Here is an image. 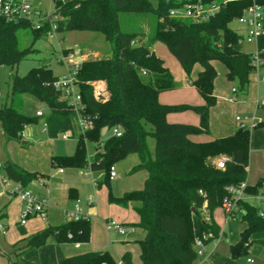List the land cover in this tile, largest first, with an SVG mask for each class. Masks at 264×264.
Wrapping results in <instances>:
<instances>
[{
  "label": "trees",
  "instance_id": "trees-1",
  "mask_svg": "<svg viewBox=\"0 0 264 264\" xmlns=\"http://www.w3.org/2000/svg\"><path fill=\"white\" fill-rule=\"evenodd\" d=\"M176 6L175 0H159L156 8L149 0H54V15L58 19L40 30H35L31 23H9L0 16L1 66L14 68L32 52L31 48H20L22 31L30 32L34 40L47 37L52 27H56L55 33L91 32L104 36L110 44L111 56L83 62L78 76L84 115L92 120V129L84 134L78 132L74 110L53 89L58 77L47 66L34 68L21 78L12 77L8 98L0 108V125L8 138L20 140L25 128L41 118L23 114L22 96L28 94L45 103L50 110L46 117L48 137L57 140L60 135L73 132V139L77 140L74 154L52 158L53 166L102 171L105 175L97 183L98 188L110 185L117 162L137 155L139 164L134 171H145L148 175L144 188L127 192L121 198L109 194V202L123 208L138 204L134 208L139 219L135 226L144 233V238L136 241L141 264H195L198 261L195 241L200 239L207 245L220 236L219 227L212 221L213 213L220 208L228 187L246 183L249 166L251 131L238 130L233 136L207 143L189 139L210 131V111L217 104L215 62L223 64L226 79L236 84L241 95L249 90L250 78L255 74L251 55L243 51L240 36L229 28L248 4L231 3L203 24L169 19L170 9ZM122 15L154 17L153 32L145 37L139 31H123ZM159 43L179 62L187 82L197 90L204 105L170 106L159 102L160 94L178 88L165 62L153 52L154 45ZM259 50L264 60V36L259 41ZM196 65L201 71L192 80ZM91 82L106 84L108 96L104 100L95 98ZM187 111L199 116L198 127L167 122L168 115ZM114 129L122 133L121 137L112 135L88 158L86 143H99L103 130ZM150 137L156 140L154 155L147 145ZM222 155L229 159L225 170L209 162L210 158ZM3 177L23 189L45 178L10 164L4 165ZM263 189L264 180H260L255 186H247L246 193L257 196ZM242 208L245 215L240 220L246 227L239 242L230 247L233 260L247 256L253 237L264 234L259 208L248 202H243ZM206 215L210 222L205 221ZM6 218L5 209L0 210V225L7 230L3 224ZM19 230L26 236L22 226ZM90 235L91 222L87 218L50 226L23 239L26 244L17 257L51 242L86 243ZM121 260L123 264H132V255L126 253ZM61 264L118 263L108 252H91L67 258Z\"/></svg>",
  "mask_w": 264,
  "mask_h": 264
},
{
  "label": "rangeland",
  "instance_id": "rangeland-1",
  "mask_svg": "<svg viewBox=\"0 0 264 264\" xmlns=\"http://www.w3.org/2000/svg\"><path fill=\"white\" fill-rule=\"evenodd\" d=\"M32 2L34 4V9L40 10L44 15H54V0H32ZM149 2L154 8L159 4V0H149ZM120 20L123 31H139L144 33L145 37L151 35L156 23L155 18L148 15H122ZM229 28L232 30H239L240 25L237 22H232L230 23ZM19 42L22 50L31 48L32 52L29 53L24 61L20 62L18 66L14 68L0 65V108L8 98L13 76H18L20 78L24 77L30 70L40 66H47L52 70L55 77L59 78L65 75L67 72L66 61L60 62L59 60L62 57V52L67 55L66 50H79L83 56V62L105 59L112 54L111 46L106 42L104 36L91 32L73 31L68 33H50L47 37L34 40L33 35L30 32L22 31L19 35ZM157 46L159 49L158 54L161 56L160 58L165 60V64L169 67L170 71L176 76L178 75V72L181 71L183 75L184 72L181 70L179 62L171 55L167 47L160 43L157 44ZM242 49L246 54H252L256 50L255 46L247 43L242 46ZM170 58L172 59L171 63ZM214 65L218 73L215 82L216 91L220 92L221 97L227 102V98H232L233 90L238 91L237 86L235 83L229 82L226 79V69L223 64L215 62ZM199 69V65L194 67L191 79H194ZM252 80L253 78L251 77V82H253ZM187 84L189 83L187 82ZM251 85L252 83L250 86ZM105 89L106 92L102 99H105L108 96L107 86ZM237 94V98L241 99L242 95L239 91ZM22 101L23 114L31 118H36L37 113L42 112L44 117H41L37 122L28 125L20 140H14L8 137L6 139L0 125V154L4 165L7 166L10 164L21 170L30 173H38L39 175L44 176V179L33 182L28 188H46L47 192L50 190V201L55 206L57 205L59 210H65L69 201L71 203L75 201L71 200L72 197H70V191L71 188H76L80 191L78 199L83 202H87L88 199L94 200L95 211H99V213L93 214L90 218L91 235L89 242L77 244L66 243L67 245L51 242L48 245L54 244L60 247L65 246V248L72 252L73 255L95 250L102 252L107 251L117 263H120L123 252L128 250L132 255L133 264H139L140 248L135 242L144 238L141 229L130 224L123 225L126 229L130 227L134 229V235L128 234L126 236H120L115 232L109 233L106 229V223L108 221H115L114 217L108 212V207L111 205L126 209L116 204H111L109 202V194L114 198H121L127 192L140 191L144 188L145 181L148 178L147 172L134 171V168L139 164L138 156L130 155L117 162L113 167V172L117 176V179L111 180L109 186L104 184L102 188L98 190L96 189V182H101L103 180L105 175L104 172H92L89 168L73 169L63 166H53L52 158H63L74 154L77 140L71 139L69 141H62L50 139L45 131L46 117L50 113L48 106L28 94L22 96ZM112 135L113 130H103L99 143L87 142L86 149L88 158L93 157L98 148H102ZM147 145L150 152L154 155L156 140L151 137L148 138ZM221 157L227 158L222 155L210 158L209 162L214 166V162ZM61 169L63 170V175L60 173ZM1 175L3 176V171ZM10 183L14 186H18L14 182ZM41 184H43L44 187H41ZM18 199L19 197L11 196L7 191L0 189V210L5 209L8 214L7 218L3 221V224L6 227H9L6 231L7 237H0V264H43L42 259H40L36 253L29 254L28 257L26 256L23 259V261H21V256L26 253L17 257L18 251L26 244L24 240L18 241L20 238V232L18 229V223L20 221ZM253 203L257 206H261L260 202L258 203L254 201ZM137 206L138 204H134L132 206L133 210ZM262 206L264 208V205ZM213 214L215 219H220L224 223L227 222V219H230L223 213L221 208L215 210ZM36 218L29 219L25 226L27 232L30 234L37 232L39 228L42 227V224L39 225V221L42 220ZM234 220L237 222L235 224L236 227L240 228L244 226L240 219L237 218ZM47 223L48 222H46V225ZM236 230L238 229L236 228ZM77 245L78 248L76 247ZM40 249L34 251L36 252ZM250 250L247 256L241 257L236 261H241L243 263L252 260L253 263L256 262L257 264L258 261L263 260L261 255H251ZM199 259L200 258H198V261L195 264H198Z\"/></svg>",
  "mask_w": 264,
  "mask_h": 264
},
{
  "label": "built area",
  "instance_id": "built-area-1",
  "mask_svg": "<svg viewBox=\"0 0 264 264\" xmlns=\"http://www.w3.org/2000/svg\"><path fill=\"white\" fill-rule=\"evenodd\" d=\"M177 6L170 9L168 13L169 19L178 21H188L193 24H203L213 20L227 5L231 3H245L248 6L243 11V15L233 20L240 25L239 30L235 31L239 36V44L245 43L255 46L256 50L251 55L252 66L259 82L264 83V60L262 59V51L259 50V41L264 36V1L263 0H181L176 1ZM0 16L4 17L9 23H21L22 21L31 23L35 30H40L45 24L52 25L58 19L55 15H44L40 10L34 9L32 0H0ZM56 27H52L51 33H55ZM67 55L62 52L60 62L66 61L67 72L62 77H59L53 83V89L60 95L61 100L66 101L74 110L75 124L80 134L92 129V120L84 115V106L82 104L81 93L79 89V72L83 63L81 52L77 49L66 50ZM145 75V72H142ZM94 88V96L98 100H104L102 97L106 92V86L103 83H90ZM236 90L232 92L231 102L236 101ZM38 117H43L42 112L37 113ZM238 130L254 131L260 123L254 115L244 114L239 115L235 119ZM47 124L45 123V131L47 132ZM113 135L121 137L122 133L114 129ZM73 132H67L58 137V140L69 141L73 139ZM229 159L221 157L214 162V167L219 170H225L226 162ZM4 170L0 154V189L7 191L11 196H17L22 202L20 213V226H26L29 219L33 217H45L48 208V199L40 196L37 192L31 189H23L22 187L14 186L1 173ZM63 173V170H60ZM115 173L112 171L111 180L116 179ZM41 187H44L41 184ZM246 184L239 187H228L227 195L224 197L220 208L224 214L230 219H240L245 215V210L242 208V203L247 202ZM202 194V193H200ZM256 200L264 199V189L262 194L253 197ZM94 202L90 200V205ZM206 208V206L204 207ZM259 217L264 219V211L259 210ZM65 218L68 221H79L83 217L82 210L78 203L74 205L72 210L66 211ZM206 222H210L211 218L206 215ZM108 232H117L125 236L134 234L132 227L126 229L122 224L116 221H108L106 223ZM6 229L0 225V235L6 234ZM195 249L198 258L205 254V245L202 240L195 241ZM251 262V261H249Z\"/></svg>",
  "mask_w": 264,
  "mask_h": 264
},
{
  "label": "crops",
  "instance_id": "crops-1",
  "mask_svg": "<svg viewBox=\"0 0 264 264\" xmlns=\"http://www.w3.org/2000/svg\"><path fill=\"white\" fill-rule=\"evenodd\" d=\"M158 50L159 49H158L157 44L154 45L153 52L156 54V56L160 58L161 56H159ZM162 60L165 62L164 59ZM171 62H172V59L170 58V63ZM200 71L201 69L198 70L194 79L192 80H195L197 78ZM171 73L175 79V82L178 85V88L174 91L165 92V93L160 94L159 102L162 105H170V106H174V105L202 106L204 105V100L198 94L197 90L190 84H187L185 73L182 75L181 71H179L177 76L174 75L173 72ZM225 75H226V72H225ZM252 78H253L252 80L253 82H251V78H250V82L252 83V85L249 87L247 94L242 95L241 99H238L237 98L238 94H236L237 99L234 102H231L229 98H227L228 100H226L227 102H225V100L221 97L220 92L216 91V87H215L214 95L217 98L218 102H217V105L214 108H212L210 111V131L209 133L189 137V139L194 143H207V142H211L217 139H222V138L233 136L238 131V127L235 121L236 117L239 115H244V114L254 115L257 121L261 125L258 129L251 132V137H250L249 166L247 169V180L245 183L246 186H249V187L255 186L260 180H264V83L259 82L258 77L256 75H253ZM167 122L170 124L192 125V126L198 127L200 125V118L194 112L187 111L184 113H175V114L168 115ZM4 137L7 139V136L5 134H4ZM1 159H2V156H1ZM2 163L4 165L3 159H2ZM61 175H63V173ZM97 183L99 182L98 181L96 182V189L100 190L102 187L98 188ZM31 190L37 192L42 197H46L49 201L45 217H40V216L38 218L33 217V218L42 220V221H39V225L42 224V227L39 226L40 228L37 232H40L50 226L55 227V226H59V225L67 223L68 220L65 218V213L66 211L72 210L74 205L77 203L82 210L83 217L89 220L93 214L99 213V211H95L94 200L88 199L87 202H83L78 199L80 196L79 189L71 188L70 197H72V199H77V200H75L72 203L69 201L67 204V208H65V210H59L58 206L57 205L55 206L50 201V196H51L50 190L47 192L46 188H40V187L38 189H31ZM261 194H262V191L257 196ZM247 196H248L247 198L248 203L259 208V210L264 211V208L262 206L264 205V199L256 200L253 198L255 196L248 195V194ZM90 200L94 202L93 205H90ZM18 201H19L18 206H19V217H20V213L22 209V202L20 198L18 199ZM254 201L258 203L260 202L261 206H257L255 203H253ZM50 203L52 206L50 205ZM132 206L133 205H130L126 209H121L119 207H114L110 205L108 207V212L112 215V217H114L117 223L119 222L122 225L130 224V225L135 226L138 223L139 219H138L137 214L134 212ZM212 221L219 227L220 236L214 241L209 242L207 245H205V254L203 257L199 259L198 264H256V262L253 263L252 260H248L247 262L242 263L241 261L233 260L230 257V247L233 245H236L239 242L240 235L246 227L245 224L244 226L238 228L235 225L237 223L235 220L227 219V222L224 223L220 219H215L214 214L212 216ZM46 222H48L47 225H46ZM8 228L9 227L7 226V230ZM19 228H20V225H19ZM236 228L238 230H236ZM23 230L26 232V236H22L19 230L20 238L18 239V241L23 240L26 237L37 233V232H34L30 234L29 232H27V229L25 228V226L23 227ZM115 233L118 234L117 232ZM129 235H134V234H129ZM0 237L6 238L7 233L4 236H0ZM252 241H253V245L250 248L251 255L253 254L261 255L263 260L258 261L257 264H264V234L254 236ZM76 247L78 248V245ZM92 252H102V251L95 250ZM104 252H107V251H104ZM32 253H36L37 256L40 259H42L43 264H61L65 259L77 256V255H73L72 252L68 251L65 248V246L60 247L58 245L52 244V245L44 246L39 251H36V252L33 251V252H28L24 254L23 256H21V261H23V259L26 256L28 257L29 254H32ZM86 253H91V252H86ZM86 253H81V254H86ZM126 253H130V252L128 250H125L121 256V259L123 255H125ZM81 254H78V255H81ZM139 257H140V254H139ZM118 264H123L122 260H120V263ZM139 264H141V262Z\"/></svg>",
  "mask_w": 264,
  "mask_h": 264
},
{
  "label": "water",
  "instance_id": "water-1",
  "mask_svg": "<svg viewBox=\"0 0 264 264\" xmlns=\"http://www.w3.org/2000/svg\"><path fill=\"white\" fill-rule=\"evenodd\" d=\"M16 24H19V23H16Z\"/></svg>",
  "mask_w": 264,
  "mask_h": 264
}]
</instances>
